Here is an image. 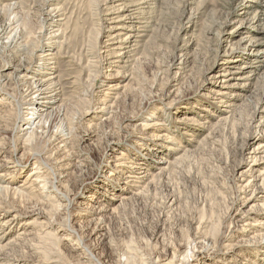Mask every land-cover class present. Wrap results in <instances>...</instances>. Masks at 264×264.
<instances>
[{"label": "rangeland", "instance_id": "374dc122", "mask_svg": "<svg viewBox=\"0 0 264 264\" xmlns=\"http://www.w3.org/2000/svg\"><path fill=\"white\" fill-rule=\"evenodd\" d=\"M8 22L0 264H264V0H0Z\"/></svg>", "mask_w": 264, "mask_h": 264}, {"label": "bare ground", "instance_id": "6f19581e", "mask_svg": "<svg viewBox=\"0 0 264 264\" xmlns=\"http://www.w3.org/2000/svg\"><path fill=\"white\" fill-rule=\"evenodd\" d=\"M10 23L11 22H8V23H5V25H0V35L2 34V33H4V31L7 29V27L8 26H10ZM51 36H58V34L57 33H54L53 35H51ZM14 41H16V39L15 38H12L11 36L10 37H8V40H7V43H6V45H5V47H10V48H14L15 47V44L13 43ZM48 58H42V60L44 61L43 63L45 64V62H46V60H47ZM43 66V65H42ZM46 80L47 79H43V80H41L40 79V81H33L32 80V82L26 87V89H25V92H24V96H23V99H24V104H25V109L26 110H30V111H34L33 109L35 108L33 105H35L36 103H39V105H44V101L42 102V101H40L39 99L40 98H43L44 96L43 95H45V93H46V89H48L47 87H46V84H47V82H46ZM51 91H53V89L51 90ZM53 97V96H52ZM49 100V99H48ZM48 102V101H47ZM50 102V101H49ZM45 106V105H44ZM38 107V106H37ZM36 107V108H37ZM35 108V109H36ZM100 110V109H99ZM29 111V112H30ZM28 112V111H27ZM32 114H36V113H34V112H31ZM29 114V113H28ZM41 113L40 114H37V115H35V117H25V116H23V115H19L18 117H17V120L18 121H20V122H25V124H39V121H40V119H41ZM36 118H38V120L36 119ZM35 119L37 120V121H35ZM29 127V126H28ZM34 128V127H33ZM27 129V127L26 126H24V128H22V130H26ZM44 130L46 131V132H50V128L48 127V125H46L45 126V128H44ZM118 164H120V163H118ZM122 164V163H121ZM31 173V172H30ZM139 173V172H138ZM37 174H38V172L37 171H32V173H31V175L33 176V175H36L35 176V178L34 179H32V181H34V182H39L41 179H39L38 180V176H37ZM126 176H131V175H126ZM132 177H135V178H142V177H138V176H132ZM127 182V181H126ZM86 184H87V182H83L82 184H81V186H82V188L83 187H85L86 186ZM104 209V208H103ZM97 224V223H96ZM96 226V225H95ZM98 228H101V226H99ZM264 243V241H260V242H258V243H253V245H256V244H263ZM250 244V243H249ZM209 244H205L201 249H197V248H195V247H192V246H188L189 248L187 249V251H186V257L182 260V264H189L190 262H192V261H194V260H196L197 259V256H196V253H199L200 255L202 254V253H204L205 251H208V249H209ZM229 248V247H228ZM191 250V251H190ZM232 250V249H231ZM212 253L213 252H215V249H212V251H211ZM175 255H173L172 254V259L174 258L175 259ZM172 261V260H171Z\"/></svg>", "mask_w": 264, "mask_h": 264}]
</instances>
